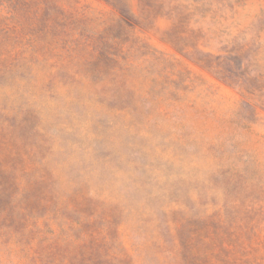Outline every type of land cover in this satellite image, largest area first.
I'll list each match as a JSON object with an SVG mask.
<instances>
[{"label":"trees","instance_id":"obj_1","mask_svg":"<svg viewBox=\"0 0 264 264\" xmlns=\"http://www.w3.org/2000/svg\"><path fill=\"white\" fill-rule=\"evenodd\" d=\"M102 1L112 16L84 36V29L76 31L75 11L64 9L61 0H0V91L37 83L40 63L56 57L57 47L84 46L85 77L98 86L95 101L102 111L133 114L130 125L137 129L168 125L155 147L158 162L142 165L156 188L148 197L167 199L163 218L152 227L153 262L264 264V154L258 149L264 138L252 134L264 114V61L244 46L219 53L202 49L197 35L185 40L183 16L173 15L177 20L165 41L241 97L229 116L217 118L222 131L192 135L184 124L185 109L198 104L188 102V76L135 35L165 8L172 14L174 0H138L140 16L127 0ZM66 66L55 74L67 76ZM136 78L151 83L143 99L131 88ZM48 144L30 105L8 111L0 103V243L16 248L25 264H134L119 240L120 209L91 196L58 197L53 176L41 163ZM203 168L206 177L199 182ZM185 182L196 190L184 194L190 204L179 197ZM145 211L142 220L150 223L152 215Z\"/></svg>","mask_w":264,"mask_h":264},{"label":"rangeland","instance_id":"obj_2","mask_svg":"<svg viewBox=\"0 0 264 264\" xmlns=\"http://www.w3.org/2000/svg\"><path fill=\"white\" fill-rule=\"evenodd\" d=\"M127 1L132 12L140 16L138 0ZM61 3L64 9L75 11L76 31L84 29V36L90 27H98V21L112 16L111 8L102 0H61ZM171 4L177 6L172 14L165 8L151 24L137 28L135 35L152 49L165 53L170 65L174 64L170 66L174 71L188 76V102L195 100L198 105L185 109L187 132L214 136L224 129L217 118L229 116L239 106L241 97L177 52L165 41V33L171 31L177 20L173 15L178 13L179 17L180 13L185 40L191 41L197 35L199 47L213 53L244 46L256 51L264 61V0H174ZM87 17L96 22L88 23ZM185 49L192 50L189 46ZM54 52L56 57L40 63L37 83L20 84L5 93L0 91V103L8 111L30 105L37 112L39 124L49 138L48 146L41 150L44 154L41 163L51 172L58 197L75 200L91 196L114 204L121 210L119 240L134 264H155L152 227L155 220L163 218L162 207L167 199L148 197L156 188L149 182L150 173L142 165L158 162L155 147L168 133V125L162 121L160 128L137 129L130 125L135 118L133 114L125 110L102 111L95 101L99 88L85 77V47L73 51L57 47ZM63 64L67 65L69 74L62 76V71L55 74ZM49 71L51 76L46 77ZM130 83L135 96L146 97L151 86L149 79L136 78ZM165 105L162 107L166 108ZM252 134L255 138H264L263 113L252 125ZM258 149L264 154V142ZM198 160L206 168L204 161ZM172 168L176 169V165ZM205 168L197 174L199 182L206 177ZM191 191L196 193L192 182L183 183L180 199L190 204L191 199L184 194L190 195ZM143 210L145 215H152L150 223L142 220ZM0 264L25 263L16 248L0 243Z\"/></svg>","mask_w":264,"mask_h":264}]
</instances>
